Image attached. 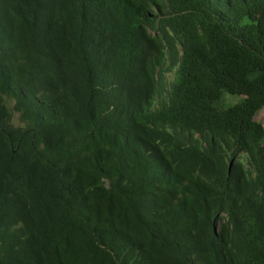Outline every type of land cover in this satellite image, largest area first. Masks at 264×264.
Masks as SVG:
<instances>
[{"label":"trees","instance_id":"1","mask_svg":"<svg viewBox=\"0 0 264 264\" xmlns=\"http://www.w3.org/2000/svg\"><path fill=\"white\" fill-rule=\"evenodd\" d=\"M263 107L264 0H0V264H264Z\"/></svg>","mask_w":264,"mask_h":264},{"label":"rangeland","instance_id":"2","mask_svg":"<svg viewBox=\"0 0 264 264\" xmlns=\"http://www.w3.org/2000/svg\"><path fill=\"white\" fill-rule=\"evenodd\" d=\"M239 99H240L239 97H235V96H227V98H226V103H227V104H234V103H236ZM255 119L258 120V121L264 119V107H263L262 109H260V110L257 112V114H256V116H255Z\"/></svg>","mask_w":264,"mask_h":264}]
</instances>
